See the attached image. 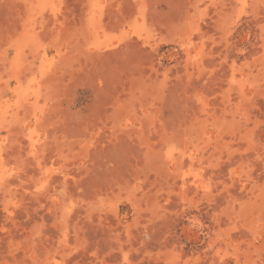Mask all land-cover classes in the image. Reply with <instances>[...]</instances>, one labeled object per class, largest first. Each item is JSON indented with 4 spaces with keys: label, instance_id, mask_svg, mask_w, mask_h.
I'll use <instances>...</instances> for the list:
<instances>
[{
    "label": "rangeland",
    "instance_id": "1",
    "mask_svg": "<svg viewBox=\"0 0 264 264\" xmlns=\"http://www.w3.org/2000/svg\"><path fill=\"white\" fill-rule=\"evenodd\" d=\"M0 264H264V0H0Z\"/></svg>",
    "mask_w": 264,
    "mask_h": 264
}]
</instances>
